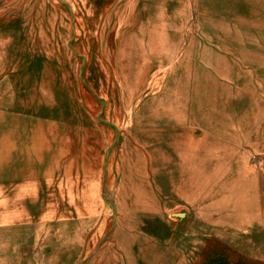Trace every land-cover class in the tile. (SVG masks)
I'll return each instance as SVG.
<instances>
[{
  "label": "rangeland",
  "instance_id": "1",
  "mask_svg": "<svg viewBox=\"0 0 264 264\" xmlns=\"http://www.w3.org/2000/svg\"><path fill=\"white\" fill-rule=\"evenodd\" d=\"M263 124L264 0H0V264H264L161 209Z\"/></svg>",
  "mask_w": 264,
  "mask_h": 264
},
{
  "label": "crops",
  "instance_id": "2",
  "mask_svg": "<svg viewBox=\"0 0 264 264\" xmlns=\"http://www.w3.org/2000/svg\"><path fill=\"white\" fill-rule=\"evenodd\" d=\"M17 126L20 128L19 124ZM253 135L256 137L250 138H255L252 139L255 141L241 142L240 145L231 140L225 141L222 148L225 163L219 168L212 163L217 160V152H209L204 171H198L200 168L185 171L178 167L180 146L170 158L169 152L168 155L166 152L167 165L168 159L175 160L176 164L173 166L174 172H167L165 168L161 172L166 198L161 209L185 208L186 212L171 215L189 224L184 233L192 237L188 236L187 239L222 241L240 255L248 253L251 242L264 240V132ZM24 137L17 138L11 148L7 145L0 147L4 167L5 161L10 160L13 172H27L15 163L22 158L19 146L26 144ZM210 142L217 144L215 139H205L202 144L186 148L188 151L198 149L204 152L203 146ZM253 152L259 158L255 166L250 162ZM176 239L181 240L180 237ZM22 263L15 261L14 264Z\"/></svg>",
  "mask_w": 264,
  "mask_h": 264
}]
</instances>
